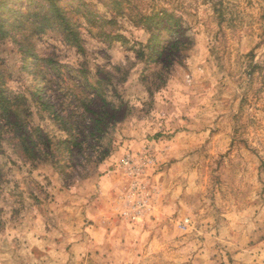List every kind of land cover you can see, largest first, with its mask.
I'll use <instances>...</instances> for the list:
<instances>
[{
    "label": "rangeland",
    "instance_id": "rangeland-1",
    "mask_svg": "<svg viewBox=\"0 0 264 264\" xmlns=\"http://www.w3.org/2000/svg\"><path fill=\"white\" fill-rule=\"evenodd\" d=\"M42 1L0 0L11 11ZM79 1L59 2L70 11ZM112 1L82 0L97 18H79L83 53L53 28L0 39L6 88L25 94L30 123L53 138L64 134L53 112L73 110L76 128V97L90 112L123 103L108 155L66 181L51 160L31 162L0 138V264H264V0H121L115 17ZM157 3L191 47L154 63L135 22Z\"/></svg>",
    "mask_w": 264,
    "mask_h": 264
},
{
    "label": "trees",
    "instance_id": "trees-1",
    "mask_svg": "<svg viewBox=\"0 0 264 264\" xmlns=\"http://www.w3.org/2000/svg\"><path fill=\"white\" fill-rule=\"evenodd\" d=\"M59 1L43 0L41 3L45 5L39 6V8L15 11L10 10L9 4L0 2V39L4 38L8 32L17 29H29L38 32L53 28L60 33L68 46L74 48L78 53H83L79 18L90 24H96L97 18L89 12L87 5L83 4L82 0L79 1L80 5L77 7L69 4L71 6L70 11L67 6H63V3ZM122 4L123 1L121 0L111 2L115 9L114 17L123 15ZM220 4H222L221 1ZM9 16H11V20H8ZM220 17L223 18L222 14ZM137 18L136 25H142L149 31L150 41L145 46L140 43L136 45L141 50L152 49L153 54H155L152 58L154 63L161 58L164 61L172 57L178 59L191 47V42L188 40L184 43L180 38L175 37L181 29V19L176 18L160 4L157 3L148 14L138 13ZM163 34H167L168 39L160 42ZM113 37L114 39H121L119 35H113ZM137 56L144 58L142 52L137 53ZM32 60L37 69L32 74L40 78L43 71L40 63L44 62V59L33 54ZM98 85V83L90 84V87L97 95H100ZM76 102L79 105L75 106V109L80 108L82 110L81 113L77 114L76 128H72L69 123L75 114L73 110L66 117H62L58 112H53V122L58 125L60 132L64 133L61 138H53L40 126H33L30 123L28 100L25 94H15L8 90L5 77L0 70V138L10 135L11 138L4 141L20 156L31 162L40 161L42 156L51 160L52 164L60 169L64 181L72 173L81 176L86 167L101 162L109 153L106 149L105 140L109 130L117 123L114 117L116 104L101 100L100 110L90 112L87 110V105L91 101H88L87 98L76 97ZM46 106L47 109L53 108L51 105ZM116 106L122 108V101H118ZM85 110L90 112L91 117H84ZM56 152L62 153V162L55 156Z\"/></svg>",
    "mask_w": 264,
    "mask_h": 264
},
{
    "label": "built area",
    "instance_id": "built-area-1",
    "mask_svg": "<svg viewBox=\"0 0 264 264\" xmlns=\"http://www.w3.org/2000/svg\"><path fill=\"white\" fill-rule=\"evenodd\" d=\"M123 166L130 172L131 175H139V168L133 164V162L131 161V159L129 157H126L123 161H122ZM137 183L133 184V187H136ZM188 220H184V222L182 223V226L185 227L187 224Z\"/></svg>",
    "mask_w": 264,
    "mask_h": 264
}]
</instances>
